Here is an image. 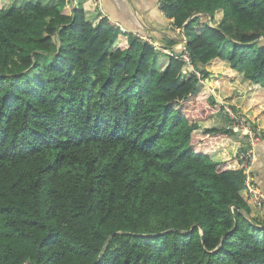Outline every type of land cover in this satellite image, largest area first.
Returning a JSON list of instances; mask_svg holds the SVG:
<instances>
[{
    "label": "trees",
    "instance_id": "obj_1",
    "mask_svg": "<svg viewBox=\"0 0 264 264\" xmlns=\"http://www.w3.org/2000/svg\"><path fill=\"white\" fill-rule=\"evenodd\" d=\"M8 1L0 264H264L247 133L224 108L264 138V0L161 1L200 77L107 17L88 20L93 0ZM213 72L239 78L246 99L215 97Z\"/></svg>",
    "mask_w": 264,
    "mask_h": 264
},
{
    "label": "crops",
    "instance_id": "obj_2",
    "mask_svg": "<svg viewBox=\"0 0 264 264\" xmlns=\"http://www.w3.org/2000/svg\"><path fill=\"white\" fill-rule=\"evenodd\" d=\"M20 4L25 0H15ZM44 4H53L56 0H33ZM90 0H72L75 8ZM94 1V0H93ZM162 0H100V7L87 16L92 22L97 15L107 17L124 33L132 34L146 40L161 49L162 53L180 54L186 43L182 29L170 24L161 9ZM164 57L162 58L163 61ZM256 159L252 164V184L264 196V138L256 147ZM259 208L256 217L264 221V203Z\"/></svg>",
    "mask_w": 264,
    "mask_h": 264
},
{
    "label": "built area",
    "instance_id": "obj_3",
    "mask_svg": "<svg viewBox=\"0 0 264 264\" xmlns=\"http://www.w3.org/2000/svg\"><path fill=\"white\" fill-rule=\"evenodd\" d=\"M94 5L96 7H100V0H94ZM158 50H161L158 48ZM171 56L180 57V59L184 63V71L189 74H196L200 77V74L195 70L191 57L184 48L182 52L177 56L176 53L169 52ZM225 108V115L229 118L230 121L233 122L236 128L241 129L242 131L247 133L248 137V144L245 146V150L241 153V161L242 167L245 169L246 175V186L248 190L253 195L254 201L257 205H262L264 203V196L257 190V188L252 184V175H251V168L252 164L255 161L256 155V147L262 142V136L259 131L255 130L250 123H248L245 119L240 118L236 115V113L228 106H224Z\"/></svg>",
    "mask_w": 264,
    "mask_h": 264
},
{
    "label": "rangeland",
    "instance_id": "obj_4",
    "mask_svg": "<svg viewBox=\"0 0 264 264\" xmlns=\"http://www.w3.org/2000/svg\"><path fill=\"white\" fill-rule=\"evenodd\" d=\"M14 4L20 5L18 1L9 0L6 8L9 6H13ZM219 18H220V15L217 17V19ZM218 75L219 74H217V72H213L212 77L210 79V83L205 81V84L209 86L211 92L215 95V97H217L218 99L220 98L229 99L228 95L230 94V92H232L233 96H236L238 94V96H236L234 99H246V95H247L246 92H244V94L242 95L240 93H233V92L238 91L241 88V85L239 84V82L236 81V80H240L239 78H236L233 80L225 79Z\"/></svg>",
    "mask_w": 264,
    "mask_h": 264
},
{
    "label": "water",
    "instance_id": "obj_5",
    "mask_svg": "<svg viewBox=\"0 0 264 264\" xmlns=\"http://www.w3.org/2000/svg\"><path fill=\"white\" fill-rule=\"evenodd\" d=\"M192 18H190L189 20H188V22L191 20ZM187 41V40H186ZM207 82H208V80H207Z\"/></svg>",
    "mask_w": 264,
    "mask_h": 264
}]
</instances>
